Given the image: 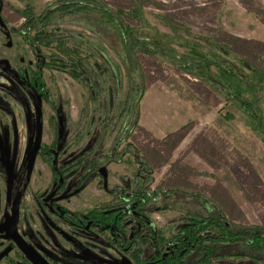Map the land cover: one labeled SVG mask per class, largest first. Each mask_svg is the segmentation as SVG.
Masks as SVG:
<instances>
[{"label":"rangeland","instance_id":"1","mask_svg":"<svg viewBox=\"0 0 264 264\" xmlns=\"http://www.w3.org/2000/svg\"><path fill=\"white\" fill-rule=\"evenodd\" d=\"M54 1L58 0H5V4L17 12L24 10L27 5L39 12ZM101 1L108 8L122 11L124 22L136 36L161 39L179 57L189 54L183 40L192 39L193 35L202 45L215 41L225 47L229 55L242 57L264 72V0ZM139 20L145 23L141 25ZM22 21L18 18L15 23L12 22V26L19 29ZM51 27L81 33L89 37L94 45H104L102 39L72 18L52 23ZM13 41L19 42L18 39ZM113 45L115 49L112 45L104 46L115 67L121 68L117 83L114 85L110 81L115 87L114 95L117 93V97L112 98L114 102L117 99L118 107L114 112L115 121L110 124L104 137V152L110 154V148L117 142L119 145L114 152L116 156L102 167L106 171V177L102 174L104 180L111 186L121 187L118 177L122 175L134 187L137 180L143 181L144 173L141 172L147 166L150 169L147 179L149 191L157 188L178 190L175 197L184 198L187 206H196L194 208L198 206L193 202L194 196L206 198L232 223L264 226V145L253 131L250 119L241 106L228 101L225 95L222 96L207 83L186 74L180 69L179 63L174 62L173 56L162 57L160 54H145L137 50L136 56L142 69L140 84L143 86V95L136 108L138 118L136 116L131 120L132 125L126 132L130 133V137L121 142L117 135L121 125V108L134 77L116 51L123 49L122 43L114 39ZM55 47L53 45L44 52L57 54ZM80 47L81 55L103 63L94 48L88 50L84 46ZM15 52L26 55L33 53L24 44L15 49L0 47V54L8 56ZM45 75L53 93L56 87L64 95L72 93V111L76 117L79 94L83 89L77 88L62 70L45 68ZM3 81L0 77V83ZM96 81L102 82L98 78ZM86 94L85 88L84 97H87ZM88 110L86 105V113ZM47 112L50 113L49 110ZM102 115L96 106V120ZM53 123L51 121L49 126L45 121L46 143L57 137V126ZM16 126L21 151L25 127L20 124ZM88 129L87 124H81L70 126L68 131L70 134L84 135ZM6 140L0 132V141ZM98 147L96 143L95 149L100 151ZM110 155H114L112 151ZM36 166L40 168L44 164L38 160ZM7 177L6 168L0 164L1 198L5 197ZM101 181L103 179L97 176L90 190L98 201L108 198L100 189ZM185 215V210L173 206L160 208L150 217L157 228L169 235L173 231L174 221Z\"/></svg>","mask_w":264,"mask_h":264},{"label":"flooded vegetation","instance_id":"2","mask_svg":"<svg viewBox=\"0 0 264 264\" xmlns=\"http://www.w3.org/2000/svg\"><path fill=\"white\" fill-rule=\"evenodd\" d=\"M22 12L11 10L5 0H0L2 49H15L23 44L29 47L27 39L12 26L18 18L23 20L21 26L27 22ZM14 39L19 42L14 43ZM38 57L34 53L0 54V77L4 79L0 83V132L7 138L0 141V164L6 168L2 159L8 162L14 177L10 197L7 181L5 197H0V264H160L162 260L172 261L174 245L161 247L157 241L146 237L147 230L135 228L139 227L142 209V206L137 207L135 198L137 201L139 196L143 198V187L135 193L132 183L122 175L118 177L121 187L111 186L100 172L103 165L97 171L86 166L87 159L91 161L99 152L95 149V73L84 72L90 76L84 81L88 85L68 75L77 88L83 89L74 117L72 93L64 95L57 87L54 93L49 89L45 68H40ZM85 88L87 97H84ZM45 121L49 126L51 121L57 126V137L50 143L45 142ZM16 124L25 127L21 151ZM81 124L94 128L89 127L84 135L70 134V126ZM83 140V149L75 148ZM38 160L44 167L36 166ZM80 171L83 172L80 174ZM90 171L92 173L87 175ZM97 176L103 179L100 189L108 197L103 201L90 193ZM139 184L142 181L136 185ZM129 220H135L133 227H128Z\"/></svg>","mask_w":264,"mask_h":264},{"label":"trees","instance_id":"3","mask_svg":"<svg viewBox=\"0 0 264 264\" xmlns=\"http://www.w3.org/2000/svg\"><path fill=\"white\" fill-rule=\"evenodd\" d=\"M26 7L22 14L27 22L17 29V32L27 39L31 51L39 56L40 68L62 70L85 85L88 83L84 81L90 76L84 72H95V80H102L96 81L97 84L95 82L97 111L103 113L94 123L96 143L100 151L91 161L90 158L86 161V166L93 167V171L111 162L110 159L116 156L114 152L119 145L117 142L110 148V154L112 151L114 155H110L108 151L104 152V137L110 124L115 121L114 112L118 107L117 99L114 102L112 97H117V93L114 95L113 84L117 83L118 71L121 68L115 67L104 46L112 45L115 49L114 39L122 43L123 49L116 51L122 57L128 72L134 77L121 108V125L117 133L121 142L122 139L130 137V133L126 132H129L131 120L138 114L136 108L143 95V86L140 84L142 69L136 56L138 50L145 54H160L162 57L173 56L174 62H178L180 69L186 74L207 83L222 96L225 95L228 101L240 105L250 119L253 131L264 145V72L253 67L242 57L229 55V51L215 41L202 45L193 35L192 39L185 38L183 44L189 49V54L179 57L161 39L136 36L124 22L123 12L108 8L101 0H58L39 12H35L28 5ZM71 18L102 39L104 45H94L89 37L81 33L76 34L59 27L50 28L52 23ZM139 22L141 25L145 23L143 20ZM53 45L56 46L57 54L44 52ZM80 46L88 50L94 48L97 55L103 59L104 67L100 60L92 61L90 56L81 55ZM110 81L113 84H110ZM89 127L93 125H88ZM57 144L56 141L54 148ZM84 144L79 141L76 148L81 150ZM128 146L130 147L129 144ZM149 170L144 166L142 172L139 171L144 173L142 184L133 187L135 193L137 190L142 191L140 187H143V198L139 196V201L135 198L137 207L142 206L139 227L135 228L147 230L146 237L157 241L161 247L174 245V255L171 258L173 262L162 260L160 264H264V226L232 223L206 198L194 196L193 202L198 204L197 208H194L196 206L188 207L184 198L175 197L178 190L157 188L149 191ZM82 172L80 171V174ZM91 173L92 171L87 172V175ZM173 206L185 210L186 215L174 221L173 231L167 235L164 230L156 227L150 215L160 208ZM127 225L133 227L135 220H129Z\"/></svg>","mask_w":264,"mask_h":264},{"label":"water","instance_id":"4","mask_svg":"<svg viewBox=\"0 0 264 264\" xmlns=\"http://www.w3.org/2000/svg\"><path fill=\"white\" fill-rule=\"evenodd\" d=\"M35 158V157H34ZM34 158L30 161V164H29V168H31L33 162H34ZM4 165L6 166V169H7V176H8V180H7V185H8V196L10 197L11 195V192H12V187H13V184H14V177H13V174H12V171H11V168H10V165L8 162H5L3 159H2ZM101 174L104 175V177H106V172L105 170L102 168V170L100 171Z\"/></svg>","mask_w":264,"mask_h":264}]
</instances>
